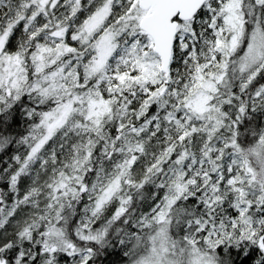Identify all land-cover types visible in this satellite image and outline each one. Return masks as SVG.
Listing matches in <instances>:
<instances>
[{"label":"snow or ice","instance_id":"snow-or-ice-1","mask_svg":"<svg viewBox=\"0 0 264 264\" xmlns=\"http://www.w3.org/2000/svg\"><path fill=\"white\" fill-rule=\"evenodd\" d=\"M0 264H264V0H0Z\"/></svg>","mask_w":264,"mask_h":264}]
</instances>
